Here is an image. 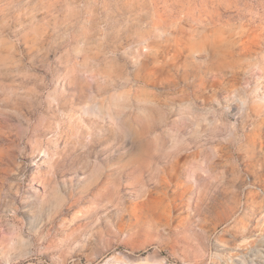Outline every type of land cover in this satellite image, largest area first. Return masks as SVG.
<instances>
[{
    "label": "rangeland",
    "instance_id": "374dc122",
    "mask_svg": "<svg viewBox=\"0 0 264 264\" xmlns=\"http://www.w3.org/2000/svg\"><path fill=\"white\" fill-rule=\"evenodd\" d=\"M0 264H264V0H0Z\"/></svg>",
    "mask_w": 264,
    "mask_h": 264
}]
</instances>
